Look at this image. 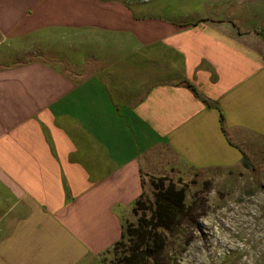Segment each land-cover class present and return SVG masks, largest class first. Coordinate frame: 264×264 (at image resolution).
<instances>
[{
  "label": "crops",
  "instance_id": "crops-1",
  "mask_svg": "<svg viewBox=\"0 0 264 264\" xmlns=\"http://www.w3.org/2000/svg\"><path fill=\"white\" fill-rule=\"evenodd\" d=\"M209 4L0 0V264H107L146 167L264 158V0Z\"/></svg>",
  "mask_w": 264,
  "mask_h": 264
},
{
  "label": "rangeland",
  "instance_id": "rangeland-1",
  "mask_svg": "<svg viewBox=\"0 0 264 264\" xmlns=\"http://www.w3.org/2000/svg\"><path fill=\"white\" fill-rule=\"evenodd\" d=\"M120 1V0H119ZM132 7H151V15L169 16V10L183 7L192 12L209 11L213 0H121ZM237 1L234 0L236 4ZM206 5V6H205ZM189 15H191V13ZM189 16H187L188 18ZM68 60L81 61V53L57 46ZM50 59V58H48ZM58 66V63H53ZM253 169L237 168L227 173L180 170L163 172L146 167L143 176L145 197H150L151 179L166 178L187 188L186 201L196 195L200 214L195 225L169 232L161 264H264V158L250 160ZM162 172V173H161ZM135 222L129 214L123 224ZM128 243L111 247L105 254L107 264L123 256ZM146 264H153L148 261Z\"/></svg>",
  "mask_w": 264,
  "mask_h": 264
},
{
  "label": "trees",
  "instance_id": "trees-1",
  "mask_svg": "<svg viewBox=\"0 0 264 264\" xmlns=\"http://www.w3.org/2000/svg\"><path fill=\"white\" fill-rule=\"evenodd\" d=\"M219 122L225 135L222 116ZM241 154L240 165L253 169L250 159L244 152ZM149 185L150 197H145L142 192L132 205L131 214L135 222L122 224L120 238L112 247L122 245L123 239H126L128 247L123 256L115 258L112 264H146L148 261L161 264L168 233L184 232L195 225L194 220L201 211L196 195L186 201V186L176 185L164 177L151 179Z\"/></svg>",
  "mask_w": 264,
  "mask_h": 264
}]
</instances>
